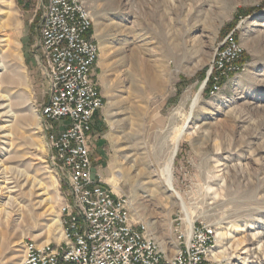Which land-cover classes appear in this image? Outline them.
I'll use <instances>...</instances> for the list:
<instances>
[{"label":"rangeland","instance_id":"374dc122","mask_svg":"<svg viewBox=\"0 0 264 264\" xmlns=\"http://www.w3.org/2000/svg\"><path fill=\"white\" fill-rule=\"evenodd\" d=\"M82 2L104 97L91 133L93 176L129 201L135 226L167 256L176 231L189 229L166 184L174 142L216 49L235 33L240 71L215 96L204 86L177 145L172 189L192 226L223 234L207 264H264V0ZM42 16L43 0H0V116L8 113L0 127L9 126L0 131V187H16L0 196V264H22L23 242L59 244L54 221L71 201L40 117L48 88L33 60Z\"/></svg>","mask_w":264,"mask_h":264},{"label":"built area","instance_id":"2783aa9c","mask_svg":"<svg viewBox=\"0 0 264 264\" xmlns=\"http://www.w3.org/2000/svg\"><path fill=\"white\" fill-rule=\"evenodd\" d=\"M93 20L82 0H43L35 56L47 82L40 117L52 165L69 187L71 201L60 209L61 242H23L22 264H207L217 243L214 227L176 231L177 247L167 256L146 226H135L129 201L93 176L92 127L104 106L95 75L100 49ZM244 48L229 33L209 66V94L240 71ZM58 123L54 130L52 123Z\"/></svg>","mask_w":264,"mask_h":264},{"label":"bare ground","instance_id":"6f19581e","mask_svg":"<svg viewBox=\"0 0 264 264\" xmlns=\"http://www.w3.org/2000/svg\"><path fill=\"white\" fill-rule=\"evenodd\" d=\"M1 68V67H0ZM200 87V86H199ZM161 90V89H160ZM202 85H201V87L198 89V92L194 95V97L192 98V101H191V104L189 105L190 107H189V115H188V118H187V121H186V123L183 125V127L180 129V131H179V133H178V135H177V137H176V139H175V142H174V147H173V151H172V154H171V157H170V160H169V162H168V165H167V170H166V184H167V187H168V189H169V191H171L172 192V194H173V197L175 198V200H176V203L175 204H177L178 206H180V208H181V210H182V212H183V214H184V217H185V221H186V224H188V227L189 228H191V226H192V222H191V220H190V218H189V215H188V211H187V209H186V207H185V205H184V202H183V200H182V198L176 193V192H174L173 191V189H172V175H171V168H172V162H173V158H174V156H175V153H176V149H177V145H178V142H179V140L181 139V137L185 134V131H186V129H187V127H188V124L190 123V121L192 120V114H193V112H194V110H195V108H196V106L198 105V102H199V99H200V95H201V93H202ZM1 99V98H0ZM2 101H3V99H2ZM1 102V101H0ZM1 108H3V105H1L0 106V109ZM5 108V107H4ZM7 115H8V113H5L4 115H1L0 117H7ZM1 119V118H0ZM5 122V121H4ZM9 128V126H2V127H0V131H2V132H5V131H7V129ZM120 177V179H121V176H120V174H117V177L116 178H119ZM0 179H3L2 178V173H0ZM120 179L119 180H112V182H113V186H114V188H116L117 189V187H118V185H119V181H120ZM3 185H5V186H3V187H0V196H2V195H4V194H10V193H12V189H15L16 187L14 186V187H10V184H13V183H6L5 181H2L1 182ZM41 188V186H39L38 185V189H40ZM43 190V189H42ZM54 223H55V226L57 227V230L59 231V232H61V227H60V221H59V219H56L55 221H54ZM147 228V227H146ZM148 230V229H147ZM220 235H223V234H219L218 233V235H217V239L220 237ZM159 243V242H158ZM160 245V244H159ZM161 247V246H160ZM162 249V248H161ZM212 252V251H211ZM218 254H223V252H220V253H218ZM244 254V253H243Z\"/></svg>","mask_w":264,"mask_h":264},{"label":"trees","instance_id":"16d2710c","mask_svg":"<svg viewBox=\"0 0 264 264\" xmlns=\"http://www.w3.org/2000/svg\"><path fill=\"white\" fill-rule=\"evenodd\" d=\"M231 27V26H230ZM228 34H226L227 36ZM225 36V37H226ZM233 38L237 41V38H236V35L235 33L233 32ZM244 56V55H243ZM226 83V80H221L220 82V86H223L224 84ZM212 89V79L209 78L208 82L206 83V86H205V94H208L210 92V90ZM97 116V115H96ZM93 127L95 128V123L93 124ZM92 127V128H93Z\"/></svg>","mask_w":264,"mask_h":264},{"label":"crops","instance_id":"0c3cea01","mask_svg":"<svg viewBox=\"0 0 264 264\" xmlns=\"http://www.w3.org/2000/svg\"><path fill=\"white\" fill-rule=\"evenodd\" d=\"M33 64H34L36 70L39 71V72L41 73V69L39 68V66H38V64H37L36 58H34V60H33ZM94 176H95V177H97V176L100 177V175H99L98 172H96V171H95V175H94ZM104 180H105V179H104ZM102 183H103V182H102ZM103 185H104V186H107V185L104 184V183H103Z\"/></svg>","mask_w":264,"mask_h":264},{"label":"water","instance_id":"95a60500","mask_svg":"<svg viewBox=\"0 0 264 264\" xmlns=\"http://www.w3.org/2000/svg\"><path fill=\"white\" fill-rule=\"evenodd\" d=\"M207 81H208V74H207L206 79H205V81H204V83H203V85H202V89H203L204 86L206 85ZM176 152H177V149H176ZM175 155H176V153H175Z\"/></svg>","mask_w":264,"mask_h":264}]
</instances>
